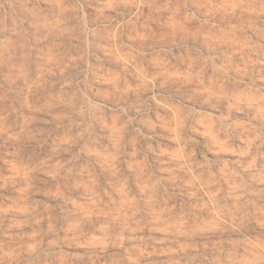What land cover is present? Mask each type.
I'll return each instance as SVG.
<instances>
[{
	"label": "clouds",
	"instance_id": "obj_1",
	"mask_svg": "<svg viewBox=\"0 0 264 264\" xmlns=\"http://www.w3.org/2000/svg\"><path fill=\"white\" fill-rule=\"evenodd\" d=\"M0 264H264V0H0Z\"/></svg>",
	"mask_w": 264,
	"mask_h": 264
}]
</instances>
